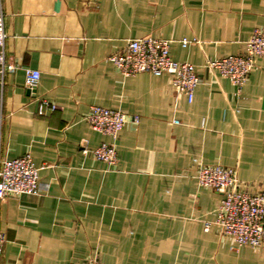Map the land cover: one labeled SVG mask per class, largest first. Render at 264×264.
<instances>
[{"label":"crops","instance_id":"1","mask_svg":"<svg viewBox=\"0 0 264 264\" xmlns=\"http://www.w3.org/2000/svg\"><path fill=\"white\" fill-rule=\"evenodd\" d=\"M0 13L16 67L0 76V160L29 153L40 168L37 195L0 201V264H264V246L204 230L221 196L193 179L197 160L264 192V58L239 92L204 67L264 29V0H0ZM143 37L195 67L191 103L168 77L108 61ZM25 69L40 73L32 91ZM41 100L57 109L37 115ZM93 105L127 116L114 167L83 153L111 143L83 120Z\"/></svg>","mask_w":264,"mask_h":264},{"label":"built area","instance_id":"2","mask_svg":"<svg viewBox=\"0 0 264 264\" xmlns=\"http://www.w3.org/2000/svg\"><path fill=\"white\" fill-rule=\"evenodd\" d=\"M6 38L3 15L0 13L1 77L16 71V67L5 58ZM182 45L185 46L186 42H182ZM243 45L242 53L207 60L204 66L208 71L228 79L238 92L254 69L256 58H264V29L253 30ZM108 61L123 77L142 73L168 77L175 94L185 97L188 103L193 101L200 82L192 64L172 59L169 42L163 39L143 37L129 40L121 51L111 54ZM39 80L38 71L24 70V84L28 90H34ZM56 109L54 104L41 100L37 115L44 116ZM83 120L93 131L111 139V143H101L93 150L87 151L84 148L83 153H90L97 161L114 167L118 162L115 142L127 122V116L120 110L93 105ZM177 123L174 121V124ZM39 170L29 153L11 160H0V201L9 197L37 195ZM193 179L198 188L215 191L221 196L214 221L204 224L206 232L214 224L223 236L232 239L235 248L258 249L264 246V192H255L242 186L235 168L207 166L197 160ZM4 241V235L0 233V259ZM66 264L99 263L95 258H88L81 263Z\"/></svg>","mask_w":264,"mask_h":264}]
</instances>
